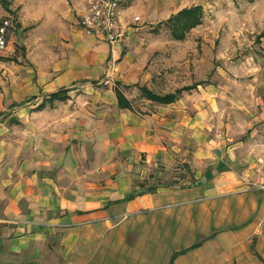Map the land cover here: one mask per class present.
Listing matches in <instances>:
<instances>
[{
    "label": "crops",
    "instance_id": "1",
    "mask_svg": "<svg viewBox=\"0 0 264 264\" xmlns=\"http://www.w3.org/2000/svg\"><path fill=\"white\" fill-rule=\"evenodd\" d=\"M5 2L0 67L15 61L12 19L37 71L9 108L39 102L36 111L53 121L31 143L0 125V264H171L175 254L172 264H264V127L240 138L210 129L214 96L183 94L140 112L121 90L133 109L118 107L117 87L151 91L158 79L133 39L161 22L160 5L126 0L117 72L103 85L113 57L81 27L86 0ZM76 87L102 107L65 111ZM61 91L65 100L50 99ZM47 104L54 109L42 111ZM250 150L261 164L244 155Z\"/></svg>",
    "mask_w": 264,
    "mask_h": 264
},
{
    "label": "rangeland",
    "instance_id": "2",
    "mask_svg": "<svg viewBox=\"0 0 264 264\" xmlns=\"http://www.w3.org/2000/svg\"><path fill=\"white\" fill-rule=\"evenodd\" d=\"M153 3L154 7L160 5L163 21L146 23L144 34L133 39L134 46L143 48L141 63L147 66L151 76L154 74L158 78L149 86L151 92L160 97L176 94L179 90H182L181 96H214L212 105L208 103L213 111L207 120L208 127L217 131L227 129L234 138L245 136L252 127H264V0H153ZM194 8H201L199 25L188 30L177 24L174 16ZM3 21L0 19V23ZM25 33L18 31L17 24L14 21L12 24L11 19L14 42L11 57L15 61L11 62V69L0 67V125L6 130L11 129L15 141L31 143L33 134L40 132L45 121L53 120L36 111L39 102L9 108L25 98L24 80L29 79L32 84L37 80V71L27 59L25 42L28 37ZM177 35H183L184 39H177ZM124 39L116 46H110L112 57ZM116 72L117 61L113 57L100 82L104 85ZM120 88L133 100L136 110L148 112L152 109L149 102H154L145 99L140 90L149 88ZM187 88L193 89L183 91ZM74 91L77 92L73 94V102L65 111H97L102 107L99 103L86 104L85 97H78L81 87ZM9 95L11 100L7 99ZM53 109V105L47 104L42 111ZM243 153L261 164L256 158L258 152Z\"/></svg>",
    "mask_w": 264,
    "mask_h": 264
},
{
    "label": "built area",
    "instance_id": "3",
    "mask_svg": "<svg viewBox=\"0 0 264 264\" xmlns=\"http://www.w3.org/2000/svg\"><path fill=\"white\" fill-rule=\"evenodd\" d=\"M87 14L81 20V27L87 33H97L109 46L114 47L124 38L120 25L121 9L126 0H86ZM138 21V19H135ZM9 23L0 27V51L7 47Z\"/></svg>",
    "mask_w": 264,
    "mask_h": 264
},
{
    "label": "trees",
    "instance_id": "4",
    "mask_svg": "<svg viewBox=\"0 0 264 264\" xmlns=\"http://www.w3.org/2000/svg\"><path fill=\"white\" fill-rule=\"evenodd\" d=\"M3 4L4 6H6V2L5 0H3ZM201 12V8H194V9H186L181 11L177 16H174L176 19L177 24H181L182 27H184L185 29H192L194 27H196L197 25H199L200 23V14ZM183 29V28H182ZM177 39L182 40L184 39V36H175ZM3 59L0 58V61H2ZM193 88H187L184 89L183 91H190ZM143 93V97L149 101H152L154 103H159L161 105H169L174 103L176 100H178V97L180 96V94L182 93V90H179L176 92V94H171V95H167V96H157L156 94H153L151 91L147 90L146 88H141L140 89ZM64 94V91H61L58 94H55L53 96H51V100H65V98H60L59 95ZM116 95H117V100H118V107L119 109H128V110H132L133 107L131 105V103L129 101H127V99L124 97L123 92L121 91V88L117 87L116 88ZM196 247V246H194ZM193 247V248H194ZM182 254V253H181ZM178 254H175L172 258L171 264L173 262V260L176 258Z\"/></svg>",
    "mask_w": 264,
    "mask_h": 264
}]
</instances>
